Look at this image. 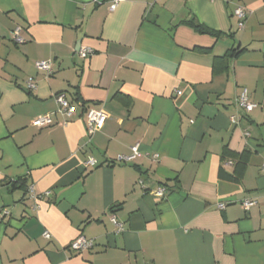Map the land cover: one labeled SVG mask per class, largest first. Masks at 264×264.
Segmentation results:
<instances>
[{"label": "crops", "instance_id": "crops-1", "mask_svg": "<svg viewBox=\"0 0 264 264\" xmlns=\"http://www.w3.org/2000/svg\"><path fill=\"white\" fill-rule=\"evenodd\" d=\"M108 6L0 0V264H264V0ZM242 89L256 109L235 103ZM87 108L105 118L86 145ZM46 114L53 127L31 126ZM80 236L91 250L69 249Z\"/></svg>", "mask_w": 264, "mask_h": 264}, {"label": "built area", "instance_id": "built-area-1", "mask_svg": "<svg viewBox=\"0 0 264 264\" xmlns=\"http://www.w3.org/2000/svg\"><path fill=\"white\" fill-rule=\"evenodd\" d=\"M123 1L124 0H109V6H108L109 11H114L116 9V7L120 3H122ZM153 1H156V0H153ZM210 1H214V0H210ZM233 16L237 20L238 29L242 30L244 28V23H245V19H246V9L243 6H236L233 10ZM11 39L15 44H18V45L22 44L24 42V40L22 39V37L20 35V29L18 27L13 30ZM79 55L84 58L87 55H89V50L81 49L79 52ZM34 66H35V69L37 71L44 72L47 77L52 74V66H53L52 62L38 61V62H35ZM27 87L30 91L35 90L36 84L33 81V79L29 78L27 80ZM55 101L57 104V109H56V112L54 114L62 117L64 119V121H67L68 119H70L71 117H73L76 114V106L71 104L66 99V96L64 94L56 95ZM235 103L239 107H241L245 112H250V111L257 108L256 104H254L248 100L246 89H242L240 94L235 99ZM83 115L85 118V125H86V142H85V144L87 145L90 142V139L93 136V134L96 133L98 131V129L102 126L105 116L101 110H96L93 108H87L84 111ZM231 122L235 123V120L233 117H231ZM55 124L56 123L54 122L52 116L47 115V114L37 116L36 118H34L31 121V126L34 128H37V129L50 128V127H53ZM129 149H130V154L128 156H124V155L117 156L115 159V163H129V162H132L133 160H135L137 157L140 156V152L138 150L137 145L131 146ZM153 158H154V160H157L158 156L155 155V156H153ZM97 165L98 164H97L96 160H94L91 157H88L83 162V168L85 170L88 168H95V167H97ZM166 191H167V189L165 188V186H160L155 191V195L159 198H164ZM29 193L31 195V198H33L34 200H38V199H41L43 197H48L50 195V193H45L41 196H37V195H35L32 188L29 189ZM255 205H256V201H254V200H244L241 202V207L245 210H248ZM224 208H225L224 204L218 205L219 210H222ZM35 209H36V206H35ZM8 215H9V213L7 211L2 212L3 217L8 216ZM111 222L114 225L117 233H121L123 231L121 223L117 222L114 217L111 218ZM43 237L45 239H50V234L48 232H45L43 234ZM93 246H94L93 240H87L84 237L80 236L71 242V244L69 245V249L75 253H81L84 251L91 250L93 248Z\"/></svg>", "mask_w": 264, "mask_h": 264}, {"label": "trees", "instance_id": "trees-1", "mask_svg": "<svg viewBox=\"0 0 264 264\" xmlns=\"http://www.w3.org/2000/svg\"><path fill=\"white\" fill-rule=\"evenodd\" d=\"M189 25L198 33H202V34H210V35H216L218 36V34H214L210 31H208L206 28H204L203 26H200L198 24H193V23H189Z\"/></svg>", "mask_w": 264, "mask_h": 264}]
</instances>
